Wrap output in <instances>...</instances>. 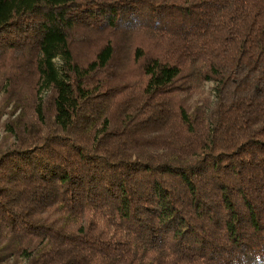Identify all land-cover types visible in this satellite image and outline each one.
<instances>
[{"label": "trees", "instance_id": "16d2710c", "mask_svg": "<svg viewBox=\"0 0 264 264\" xmlns=\"http://www.w3.org/2000/svg\"><path fill=\"white\" fill-rule=\"evenodd\" d=\"M0 102V264H264V0H0Z\"/></svg>", "mask_w": 264, "mask_h": 264}, {"label": "rangeland", "instance_id": "374dc122", "mask_svg": "<svg viewBox=\"0 0 264 264\" xmlns=\"http://www.w3.org/2000/svg\"><path fill=\"white\" fill-rule=\"evenodd\" d=\"M55 65L57 67H60L61 61L58 57L54 59ZM210 86L209 83H203V82H197L195 89L193 90V95L190 99V105L192 109L196 107L199 104H202L203 101L206 100V98L209 96ZM11 105L7 106L6 108L1 107L0 102V148L2 149L7 142L11 141L10 136L6 133L5 130V123L8 119H13L17 114L18 110L15 111L11 116L9 114V111L11 109Z\"/></svg>", "mask_w": 264, "mask_h": 264}]
</instances>
